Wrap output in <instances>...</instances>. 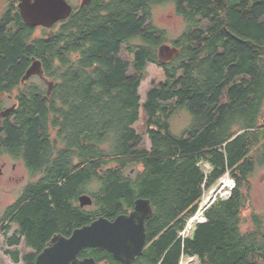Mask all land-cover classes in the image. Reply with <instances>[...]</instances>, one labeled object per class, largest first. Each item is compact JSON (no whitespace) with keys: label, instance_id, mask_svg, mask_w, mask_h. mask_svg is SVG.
Instances as JSON below:
<instances>
[{"label":"trees","instance_id":"obj_1","mask_svg":"<svg viewBox=\"0 0 264 264\" xmlns=\"http://www.w3.org/2000/svg\"><path fill=\"white\" fill-rule=\"evenodd\" d=\"M167 2L187 27L172 43L178 56L162 62L167 37L153 8ZM41 29L35 35L16 0L0 15V113L4 95L17 92L0 122V155L41 176L0 214L8 245L31 249H8L12 260L35 264L54 235L70 236L99 216L115 219L143 197L154 212L134 264H180L195 255L196 264H264V213L243 217L244 189L264 167V0H91L74 5L53 35ZM125 46L131 62L121 56ZM33 57L54 79L50 93L42 83H22ZM151 64L158 76L142 101ZM183 109L191 123L174 133L172 118ZM227 172L231 195L216 199L183 241L179 233L205 190ZM83 194L91 205H80ZM86 256L121 264L106 250L87 247L79 253Z\"/></svg>","mask_w":264,"mask_h":264},{"label":"water","instance_id":"obj_2","mask_svg":"<svg viewBox=\"0 0 264 264\" xmlns=\"http://www.w3.org/2000/svg\"><path fill=\"white\" fill-rule=\"evenodd\" d=\"M91 0H82L87 5ZM19 8L24 22L30 27L43 26L49 35L54 33L53 26L72 14L74 5L69 0H20ZM180 49L168 43L159 47V59L167 62L178 56ZM44 75L42 61L33 57L30 67L22 77L25 83L31 76ZM49 93L54 83L48 82ZM16 104L0 113V122L8 116ZM82 207L93 203L89 194L79 197ZM153 205L149 198H138L134 208L122 213L115 219L99 216L92 222L77 227L70 236L54 235L48 245L37 255L35 264H98L96 258L79 257L84 248L107 250L122 264H134L136 258L143 254L147 242V221L153 216Z\"/></svg>","mask_w":264,"mask_h":264},{"label":"rangeland","instance_id":"obj_3","mask_svg":"<svg viewBox=\"0 0 264 264\" xmlns=\"http://www.w3.org/2000/svg\"><path fill=\"white\" fill-rule=\"evenodd\" d=\"M74 5H80L82 0H69ZM10 0H0V14L8 6ZM153 20L157 27L163 29L166 32V43L172 44L173 40L177 39L187 27L185 19L177 14L175 5L173 2H167L163 4L155 5L153 8ZM42 29L39 27L36 30L35 35H41ZM140 43L139 39H133L130 44L137 45ZM121 56L128 62L133 61V54L125 46L122 49ZM132 72V71H131ZM158 76V70L152 64L148 66V73L141 84L140 95L142 101L146 98V93L152 85L154 77ZM38 78L31 79L32 82H38ZM16 91L11 94H5L6 101L5 107L13 105L16 101ZM192 117L187 110H179L177 114L172 118V129L174 133H181L191 123ZM138 130L143 135L142 145L146 148H151V140L148 136L144 124L141 123L138 126ZM202 169L205 172H209L211 166L208 162L200 163ZM0 214L6 210V208L12 204L21 194L22 190L28 183L35 181L40 175H32L27 169L25 163L22 160L12 158L9 154L2 153L0 155ZM232 178L229 174L224 175V180H221L217 186L222 185L225 179ZM227 189V188H226ZM225 189V190H226ZM208 190V189H207ZM210 191V189H209ZM246 194V206L243 211V217H248L251 212L256 211L264 213V167L259 168L255 174L250 178V187L244 189ZM224 193V191H223ZM221 195L218 196L220 198ZM4 224L0 223V264H25L24 260L16 263L12 260L11 256L7 253L8 249L18 248L21 251V255L31 251L23 243L18 247H10L5 237ZM17 226H14L9 232L8 236L13 235L17 231ZM244 230L249 228V223L244 222ZM184 261H189L187 257Z\"/></svg>","mask_w":264,"mask_h":264},{"label":"built area","instance_id":"obj_4","mask_svg":"<svg viewBox=\"0 0 264 264\" xmlns=\"http://www.w3.org/2000/svg\"><path fill=\"white\" fill-rule=\"evenodd\" d=\"M226 174H229L228 172ZM225 174V175H226ZM230 175V174H229ZM224 180V176H222L219 180H217L216 183H214L209 189L205 190L203 197L199 201V206L197 211L191 215L187 221L186 225L184 228L180 231L179 236L185 240V238L189 237L194 228L198 223H203L207 221V216H206V210L209 208V206L216 200L218 199V196L221 195L220 198H228L232 190L235 186V181L233 178L230 179H225L223 181L222 185L217 186V184L221 181ZM227 188V189H226ZM226 189V190H225ZM224 191V193H223ZM189 261H184L185 256H182L180 264H196L198 262V256H186Z\"/></svg>","mask_w":264,"mask_h":264},{"label":"flooded vegetation","instance_id":"obj_5","mask_svg":"<svg viewBox=\"0 0 264 264\" xmlns=\"http://www.w3.org/2000/svg\"><path fill=\"white\" fill-rule=\"evenodd\" d=\"M19 2H20V0H16V6H18V9H19V11H20V8H19ZM7 7V6H6ZM6 9V8H5ZM4 9V10H5ZM4 10L2 11V13L4 12ZM1 13V14H2ZM0 14V15H1ZM21 14V13H20ZM42 28L43 26H38V27H36V28ZM43 28H45V27H43ZM45 30H46V32L48 33V31H47V29L45 28ZM54 30V29H53ZM48 35H49V33H48ZM53 35V34H52ZM49 36H51V35H49ZM172 45V44H171ZM33 59V58H32ZM34 77H37L39 80H38V82L39 83H42L43 84V86H44V88L45 87H48L49 85H48V82H50V81H52L53 83H54V79H52L51 77H49L47 74H46V72L44 71V75L43 76H41V75H38V74H35V75H33V76H31L25 83H28V84H32V83H37V82H32L31 81V79H33ZM53 87H54V85H53ZM53 89V88H52ZM14 104H17V102L15 101L14 103H13V105ZM12 106V105H11ZM10 107V106H9ZM24 162V161H23ZM25 163V162H24ZM28 169V168H27ZM29 170V169H28ZM1 172H2V170H0ZM30 171V170H29ZM40 175V174H39ZM41 176H39L37 179H39ZM29 184V183H28ZM27 184V185H28ZM26 187V186H25ZM23 191V190H22ZM22 193V192H21ZM131 211V210H130ZM129 211V212H130ZM98 249V248H97ZM100 250V249H99ZM107 251V250H106ZM110 253V252H109ZM87 257V256H86ZM114 257V256H113ZM118 261V260H117ZM121 263V262H120ZM122 264V263H121Z\"/></svg>","mask_w":264,"mask_h":264}]
</instances>
